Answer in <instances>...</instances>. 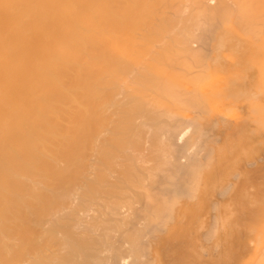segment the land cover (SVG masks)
I'll return each instance as SVG.
<instances>
[{
	"label": "bare ground",
	"instance_id": "bare-ground-1",
	"mask_svg": "<svg viewBox=\"0 0 264 264\" xmlns=\"http://www.w3.org/2000/svg\"><path fill=\"white\" fill-rule=\"evenodd\" d=\"M260 150L264 0H0V264H264Z\"/></svg>",
	"mask_w": 264,
	"mask_h": 264
},
{
	"label": "rangeland",
	"instance_id": "rangeland-1",
	"mask_svg": "<svg viewBox=\"0 0 264 264\" xmlns=\"http://www.w3.org/2000/svg\"><path fill=\"white\" fill-rule=\"evenodd\" d=\"M216 39H214V41H212V43H211V45L209 46L210 47V49H209V51H210V53L211 54H213L212 56H214L215 57V60L216 59H218L219 57V54H220V51L221 50H227V49H229L230 47H231V45H233L234 43H236V46H238V47H241L242 45H243V42L241 41V39H239V38H233L232 37V35H230L228 32H227V30L226 29H222V28H220V30L218 29L217 30V33H216ZM231 38H230V37ZM216 42V43H215ZM234 42V43H233ZM222 47H223V49H222ZM213 50H214V52H213ZM218 57V58H217ZM215 62V61H214ZM213 70H214V67L212 66L211 67ZM226 69L224 70V71H227L228 72V68L227 67H225ZM211 69V70H212ZM230 71V70H229ZM212 72V71H211ZM232 72V71H231ZM236 81V82H235ZM234 82H235V84L233 85V89H234V91H242L244 94H247V93H249L250 92V89L248 88L249 87V84H248V82L249 81H247L246 83H245V81L243 82V81H241L240 80V78L239 77H237V78H235L234 79ZM238 86V87H237ZM207 124H209V123H207ZM207 128V127H206ZM230 128H234V127H230ZM208 129V128H207ZM216 131V132H215ZM215 131H214V133L213 132H210V134L211 133H213V134H215V135H212L213 137H216L217 138V141L216 142H211L212 141V139H213V137H212V139L211 138H209L208 140H209V145L211 144V146H209V147H212V146H215V144L217 143V145L219 146L220 145V142L222 141L221 139H225V137H224V134H223V136H222V133H220V131L221 130H219V131H217L216 129H215ZM241 132H243L244 134H246V132L245 131H243V130H241ZM240 132V134H241V137H242V133ZM187 133V132H186ZM185 133V134H186ZM216 134H217V136H216ZM220 136H222V138L220 137ZM184 137V136H183ZM182 137V138H183ZM181 139V138H180ZM184 140V139H183ZM221 140V141H220ZM181 142H182V140H180ZM220 141V142H219ZM235 143H236V145H235ZM237 142H233L232 143V145L231 146H229L230 148H232V149H230L228 152H230L231 154H227L228 155V158H227V160H228V162L226 163V164H228V166L227 167H224L225 168V173H224V177H225V179H224V189H223V187H220V188H218L217 189V191H218V193L216 192V198L214 199V201L216 200V201H218L219 199L221 200V198H223V197H226V194H229L228 192L230 191V193H231V191L233 192V188H232V190H230L231 189V187H230V185H228L229 186V188H228V186H227V184H226V182H228V181H232L233 183H235L236 182V180L234 179L235 177H237V174H238V169L236 168V167H233L234 168V170L233 169H231L232 168V166H233V163H235V161H236V159H237V156H238V146H237ZM216 145V148L218 147ZM196 148H192L190 151H188L187 153H186V155L188 156V155H192V154H194V153H196V150H195ZM233 150V151H232ZM227 152V151H226ZM260 152H262V150H260V151H258V153H255L256 154V156H254V158H256L257 156H258V158H256V159H254V160H252V162L254 161H256L257 163L255 164L254 162V165H253V163L249 166L248 164H247V168H248V170H255V169H257L256 171L258 172L260 169H261V167L259 168L258 166H259V164H260V166H262L263 165V162H264V157H263V154H261ZM236 153H237V155H236ZM259 155H260V157H259ZM262 155V156H261ZM234 157V158H233ZM261 158H262V160H261ZM260 159V160H259ZM246 163H248V160L246 161ZM246 163H245V160H244V164L246 165ZM244 165V166H245ZM246 167V166H245ZM246 168V169H247ZM255 171V172H256ZM256 172V173H257ZM235 174V175H234ZM255 174V173H254ZM257 175H258V173H257ZM231 176V177H230ZM234 177V178H233ZM226 185V186H225ZM228 190H227V189ZM220 189H222V190H220ZM219 190H220V192L222 193H220V195H219ZM227 191V192H226ZM224 194V195H223ZM232 194V193H231ZM223 195V197H221ZM220 196V197H219ZM229 196V195H228ZM217 198H219V199H217ZM184 202H185V200H184ZM184 202H182V204H184ZM212 202V201H211ZM186 204V203H185ZM186 207V206H185ZM185 207H183L182 209H184ZM208 208V209H207ZM207 208H206V210H207V212L206 211H204V214L206 215L205 217H206V222H208V225H207V223H206V225L208 226L207 228H205V230H203V229H197L198 227H196L195 229H194V231H196L195 232V235H193V236H191L190 238H189V236H184L183 234H182V232L181 233H179L178 235H177V237L178 238H176V239H174V241L176 242V243H178V245L180 244V247H182V245H183V243L184 242H186V243H189V241H191L192 242V244H193V246L194 247H196V243H198L199 242V245H197V251L196 252H198V256H200V257H202V261L204 262V264H213L214 262H217L218 261V259H219V256H220V254L222 255V253L221 252H218L219 254H217V258L218 259H216V257L214 258V254H215V251H213V250H211V248H213L214 247V244H215V241H213V240H211V238L209 239L208 237H209V235H208V239L207 240H209V242L208 243H206L204 246H206L207 245V247H208V244H210V249H209V252L208 253H205V255H203L204 254V252H201L199 249H201V247L199 248V246H200V244L203 246V243L205 242V240H206V238H205V240H203V239H201L203 236H205V233H206V231H208V228H211L210 227V225H211V223H212V221H213V216L212 215H214V213L213 212H211L212 210H210L211 208H210V206L209 205H207ZM208 210H210V212L208 211ZM248 211H249V213H251V211L248 209ZM209 214H210V216H209ZM209 216V217H208ZM208 217V218H207ZM208 219V220H207ZM246 225H248V223L246 222V223H243L242 224V226L241 227H239V229H238V232H240V236H239V233L237 232V235L235 236V240H236V242H235V245H236V248H238V249H240V250H246L245 249V247H244V242L245 241H247V239H246V236H245V233L243 232V231H245L246 232V235H248L247 233H248V231H246V230H248L249 229V227L248 226H246ZM246 226V227H245ZM247 227H248V229H247ZM244 228V230H242ZM246 229V230H245ZM203 230V231H202ZM198 231H200V234H203V236L202 235H200L199 234V232ZM186 234V233H185ZM198 234H199V236H198ZM169 236V235H168ZM191 239V240H190ZM192 239H194V240H192ZM176 240H178V241H176ZM183 240H184V242H183ZM188 240V241H187ZM234 240V241H235ZM244 240V241H243ZM212 241H213V244H212ZM243 242L242 244L240 243V242ZM207 242V241H206ZM239 244H241L242 246H243V248H242V246L241 245H239ZM238 246V247H237ZM242 248V249H241ZM238 249H236V250H238ZM162 251H157V252H152L153 253V255H156L157 254V256L161 259V260H163V264H167V262L168 261H170L171 260V256L170 255H172V253H170V252H167L166 250L164 251V249H161ZM240 250H238L237 252V254L238 255H240V254H242L243 253V255H245V253H246V251H241L240 252ZM165 253H164V252ZM210 251H212V253H213V255L210 253ZM163 253H164V255H163ZM201 253V254H200ZM207 254V255H206ZM210 254H211V256H210ZM163 256V257H162ZM240 256H242V255H240ZM243 257V256H242ZM224 257H223V255H222V259H223ZM214 259V260H213ZM221 259V256H220V260H222ZM219 260V261H220Z\"/></svg>",
	"mask_w": 264,
	"mask_h": 264
}]
</instances>
